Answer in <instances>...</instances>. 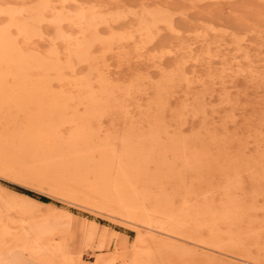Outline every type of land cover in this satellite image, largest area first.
<instances>
[{"label":"rangeland","instance_id":"1","mask_svg":"<svg viewBox=\"0 0 264 264\" xmlns=\"http://www.w3.org/2000/svg\"><path fill=\"white\" fill-rule=\"evenodd\" d=\"M0 264H264V0H0Z\"/></svg>","mask_w":264,"mask_h":264},{"label":"bare ground","instance_id":"2","mask_svg":"<svg viewBox=\"0 0 264 264\" xmlns=\"http://www.w3.org/2000/svg\"><path fill=\"white\" fill-rule=\"evenodd\" d=\"M224 198V197H223Z\"/></svg>","mask_w":264,"mask_h":264}]
</instances>
